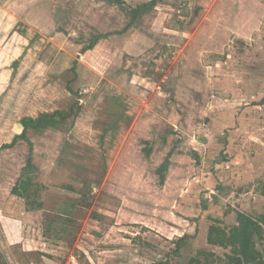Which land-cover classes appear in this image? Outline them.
I'll list each match as a JSON object with an SVG mask.
<instances>
[{
	"label": "rangeland",
	"instance_id": "rangeland-1",
	"mask_svg": "<svg viewBox=\"0 0 264 264\" xmlns=\"http://www.w3.org/2000/svg\"><path fill=\"white\" fill-rule=\"evenodd\" d=\"M129 20L104 0H0V148L24 117L67 115L30 134L32 171L26 143L0 150V264H226L211 220L264 213V0ZM28 177L44 210L11 194Z\"/></svg>",
	"mask_w": 264,
	"mask_h": 264
},
{
	"label": "trees",
	"instance_id": "trees-1",
	"mask_svg": "<svg viewBox=\"0 0 264 264\" xmlns=\"http://www.w3.org/2000/svg\"><path fill=\"white\" fill-rule=\"evenodd\" d=\"M110 5L120 8L129 18V22L121 33L128 31L134 26L138 19L144 14L156 8L163 0H152L136 6L135 8L129 6L124 0H104ZM112 34H93L80 54H84L92 50L95 45L103 39L108 38ZM80 44V42H76ZM67 119V115L60 111L53 113H42L36 118L24 117L20 121L21 131L14 135L11 142L1 146L0 150L13 149L19 142H24L28 145V158L25 169L32 171L34 169L33 163V149L34 146L30 140V134H42L50 129L59 128ZM149 152H147V155ZM170 155L167 156L164 163L160 166L157 173L162 184L165 182L164 173L170 165ZM34 181L28 178L20 179L13 187L11 194L26 201V205L30 210H44V202H35L36 206L30 205V198L36 197L39 189ZM264 195V193H263ZM213 223L209 226L207 232V244L212 247H219L224 250H229L226 254V264H264V247L261 242H264V213L255 217L246 213L238 212L236 216V226L231 229H226L221 225L218 219H212ZM189 240V237L182 238L177 244L176 254L179 255L182 247ZM206 259L203 262L202 259ZM210 258H218L214 254H207L206 252H199L196 257L191 258L188 264H212ZM155 264H169L168 261H160Z\"/></svg>",
	"mask_w": 264,
	"mask_h": 264
}]
</instances>
